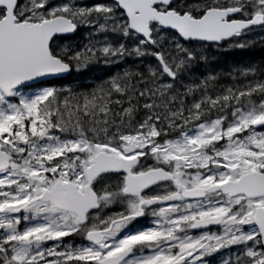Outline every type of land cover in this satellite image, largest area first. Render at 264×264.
Listing matches in <instances>:
<instances>
[{
  "label": "snow or ice",
  "instance_id": "1",
  "mask_svg": "<svg viewBox=\"0 0 264 264\" xmlns=\"http://www.w3.org/2000/svg\"><path fill=\"white\" fill-rule=\"evenodd\" d=\"M216 256L264 264V0H0V264Z\"/></svg>",
  "mask_w": 264,
  "mask_h": 264
},
{
  "label": "trees",
  "instance_id": "2",
  "mask_svg": "<svg viewBox=\"0 0 264 264\" xmlns=\"http://www.w3.org/2000/svg\"><path fill=\"white\" fill-rule=\"evenodd\" d=\"M211 55L216 57L213 63H214V66H216L217 68H227L235 60L241 59V57L236 56L232 52H224V51L219 52V53L212 52ZM113 71H115V69H113ZM104 74H105V70L101 66V67L94 69L91 72H87L85 76L80 78V80L81 81L94 80L97 77H103Z\"/></svg>",
  "mask_w": 264,
  "mask_h": 264
},
{
  "label": "flooded vegetation",
  "instance_id": "3",
  "mask_svg": "<svg viewBox=\"0 0 264 264\" xmlns=\"http://www.w3.org/2000/svg\"><path fill=\"white\" fill-rule=\"evenodd\" d=\"M142 222H145L146 223L147 221H142Z\"/></svg>",
  "mask_w": 264,
  "mask_h": 264
}]
</instances>
